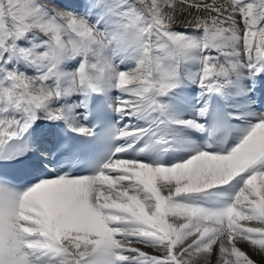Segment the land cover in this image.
Listing matches in <instances>:
<instances>
[{"label": "snow or ice", "instance_id": "snow-or-ice-1", "mask_svg": "<svg viewBox=\"0 0 264 264\" xmlns=\"http://www.w3.org/2000/svg\"><path fill=\"white\" fill-rule=\"evenodd\" d=\"M0 264H264V0H0Z\"/></svg>", "mask_w": 264, "mask_h": 264}, {"label": "bare ground", "instance_id": "bare-ground-1", "mask_svg": "<svg viewBox=\"0 0 264 264\" xmlns=\"http://www.w3.org/2000/svg\"><path fill=\"white\" fill-rule=\"evenodd\" d=\"M44 133L43 129H37V133L36 134H42ZM43 136V135H42ZM41 136L37 135V138H40Z\"/></svg>", "mask_w": 264, "mask_h": 264}]
</instances>
